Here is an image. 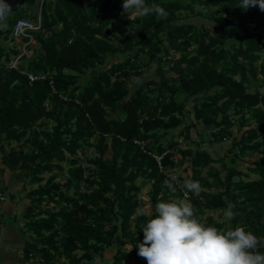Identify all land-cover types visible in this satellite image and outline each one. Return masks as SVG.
Here are the masks:
<instances>
[{
    "label": "trees",
    "instance_id": "obj_1",
    "mask_svg": "<svg viewBox=\"0 0 264 264\" xmlns=\"http://www.w3.org/2000/svg\"><path fill=\"white\" fill-rule=\"evenodd\" d=\"M16 2L8 27L0 28V180L9 169L24 183L36 184L21 213L31 234L25 260L79 264L117 245L110 264H125L137 255L148 219L136 214L140 192L151 186L153 214L158 201H181L187 189L171 172L186 158L192 169L188 179L203 189L199 197L188 192L200 222L222 230L244 226L264 239V11L242 9L240 0H146L169 13L158 18L132 17L123 0ZM197 4L205 11L196 10ZM184 11L212 24L188 21ZM39 17L40 28L32 31L34 52L24 57L21 70L48 77L30 83L27 73L5 66L19 53L18 45L6 41H18L13 36L18 19ZM117 53L125 54L122 60H107ZM153 62L159 78L132 84ZM189 101L194 122L178 136L190 140V129L199 123L211 130L210 144L231 138L232 162L258 155L248 167L256 178L214 158L201 148L203 141L181 148L173 130ZM134 139L146 140L147 152ZM91 148L95 154L83 165L79 152ZM153 154L163 155L162 167ZM219 161L225 176L213 167ZM66 167L64 182L56 180L54 171ZM228 202L235 204L231 221L204 217L206 209L224 210ZM5 222L0 218V226Z\"/></svg>",
    "mask_w": 264,
    "mask_h": 264
},
{
    "label": "clouds",
    "instance_id": "obj_2",
    "mask_svg": "<svg viewBox=\"0 0 264 264\" xmlns=\"http://www.w3.org/2000/svg\"><path fill=\"white\" fill-rule=\"evenodd\" d=\"M238 6L245 10L258 6L264 11V0H240ZM122 7L140 17L169 15L164 7L149 5L146 0H123ZM11 11L12 5L0 0V28L7 27L5 21ZM171 179L177 181L176 176ZM182 187L187 189L185 196L191 192L199 197L203 191L200 182L192 179H184ZM234 208L235 204L228 202L223 211L227 221L234 219ZM136 214L148 218L142 226L143 241L136 246L137 255L147 264H264V252L258 250L264 247V239L240 225L228 230L205 225L190 202L158 201L154 214L145 207H137Z\"/></svg>",
    "mask_w": 264,
    "mask_h": 264
},
{
    "label": "rangeland",
    "instance_id": "obj_3",
    "mask_svg": "<svg viewBox=\"0 0 264 264\" xmlns=\"http://www.w3.org/2000/svg\"><path fill=\"white\" fill-rule=\"evenodd\" d=\"M189 1V0H187ZM10 4L12 5V11L9 13L8 17L13 13V9L15 7H18L19 2H16V0H11ZM196 10H204L205 8L204 6L201 5H196ZM132 17H135L137 15H134L133 12L131 11ZM183 14H188L187 16H190L187 20L188 21H197V22H210L206 17L203 16H193L191 15V13H189V11H184ZM8 17L5 21L7 27H8ZM209 24V23H208ZM210 24H212L210 22ZM6 27V28H7ZM251 28L255 27V24H252L250 26ZM6 28H1L2 30H5ZM110 31L115 32V26H111L110 27ZM215 31H218L217 26H215ZM0 39L1 35H0ZM20 41H15L16 44H19ZM6 43L9 46H13V42H11V40L6 41ZM31 56V54L29 55V57ZM123 56H125V54H120L117 53L115 56H110L109 58H107V60L110 62H114V61H118V60H122ZM156 68H157V63L153 62L147 69L144 70L143 76L138 77H132V84H137L140 83L142 81L148 80V79H152V78H159V75L156 72ZM167 72L169 75L174 76V73H171L168 68H166ZM170 72V73H169ZM262 91H264V88H261ZM193 102L189 101L187 104V109L185 110V115H184V119L182 121V123L173 130V133L176 135L175 138L179 139L180 142V146L181 148L185 149L188 146H191L192 148H196V144L195 141H203V144L201 145L202 149H207L210 151L211 155L214 158H223L224 162L227 166H234L239 168L240 170H242L243 172H248L249 176L251 179L256 178L257 175L250 173L248 167L252 165V161L254 159L258 158V155H246L243 157V160H240L238 162H232V160L230 159V157H228V148L231 145L232 139L229 138L225 141L222 142H216L213 144L208 143L209 139L211 138V130L208 129L207 126H203L199 123H197V125H195L194 127H192L190 129V140L188 139V141H186V139L183 136H178V133L189 123L194 122V111L192 108ZM233 129L236 131V126L233 127ZM242 133V131H236V135L240 136ZM203 135V138H202ZM170 137V134L167 136V138ZM170 139V138H169ZM16 144V143H14ZM95 154V152L93 151V149H89L87 151L86 154H84L82 151L79 152V155L83 158L82 159V164L83 165H87V158L93 156ZM178 157H180V154L177 155ZM224 162L219 161V162H215L213 163V167L215 169H217L220 172L221 176H225L227 169L224 165ZM65 166H67L66 163H63ZM0 166H2L1 163V153H0ZM208 170L209 168H205L203 169V173L202 176H207L208 174ZM54 172H58L59 175L56 178V180H59L61 182H64V180L67 178V167L65 169V171L63 172H59L58 170H55ZM171 174L173 176L179 177L177 179V183H179L180 185H182L179 181L180 178H185L188 179L190 178V176L192 175V169L190 167V159L186 158L185 161L182 163L181 166H178L177 168H175L174 170H172ZM50 176V173H46L45 174V179L48 178ZM239 176H235V179H238ZM242 178L247 179V176H242ZM139 182V181H138ZM167 184H172V181H167ZM36 186V184H30V183H24L22 181L21 178H19L15 172L7 169L2 175H1V180H0V187H6V189L4 191H2L0 193V218L4 219L6 222H8V227L10 225H15L17 226L19 229H23L24 230V226H23V217L21 216L22 211L24 210L25 206L28 205L30 203L31 198L27 196V193ZM151 188L150 185H147L146 187H144L142 189V191L140 192V197L142 200V207L145 208H150L152 210V205L149 201V196L147 194L148 190ZM173 191H175V188H173ZM182 200L189 202V198L188 197H184ZM179 199L175 198L174 202H178ZM223 211L224 210H217V211H213L210 209H206V214L204 215V217L208 216V215H213L214 218L220 220V221H227L224 216H223ZM11 215H15L18 219V221L15 223V221L9 218V216ZM3 216V217H2ZM23 233V232H22ZM24 234H28L31 235L29 232L25 231ZM25 236V235H24ZM130 245L125 244L124 248H126L127 250L130 249ZM117 251V245H113L111 247H107L105 252L103 253V255L101 256H97L95 260L93 261H83L79 264H110L113 261V255L115 254V252ZM78 253H81V251H78ZM68 260L67 259H63V261H61V264H67ZM125 264H146L143 261V258H141L140 256L137 255H131L129 260L125 262Z\"/></svg>",
    "mask_w": 264,
    "mask_h": 264
},
{
    "label": "built area",
    "instance_id": "obj_4",
    "mask_svg": "<svg viewBox=\"0 0 264 264\" xmlns=\"http://www.w3.org/2000/svg\"><path fill=\"white\" fill-rule=\"evenodd\" d=\"M39 28H40V17L38 18V20L24 19V18H20L17 20L13 28V36L16 38V40L20 41L18 44L19 53L14 55L9 61L5 63V66L10 69H15L21 71L22 73H27L30 83L41 79L45 80L48 77V74L46 73L35 74L21 70V63L24 60V57H27L30 54H33L34 52L35 40L32 35V31L38 30ZM50 84L53 86L52 80H50ZM134 143L138 145L141 149H143V151L147 152L146 140L134 139ZM153 155L160 164V167H162L161 159L163 155H155V154ZM184 197L190 198V194L188 193L187 196H185L184 194Z\"/></svg>",
    "mask_w": 264,
    "mask_h": 264
},
{
    "label": "crops",
    "instance_id": "obj_5",
    "mask_svg": "<svg viewBox=\"0 0 264 264\" xmlns=\"http://www.w3.org/2000/svg\"><path fill=\"white\" fill-rule=\"evenodd\" d=\"M13 44L18 45L15 42ZM9 218H13L15 223L18 221L15 215H11ZM24 233L23 229H19L15 225L8 227V222L0 226V264H40L37 258L24 259L23 247L29 237Z\"/></svg>",
    "mask_w": 264,
    "mask_h": 264
}]
</instances>
